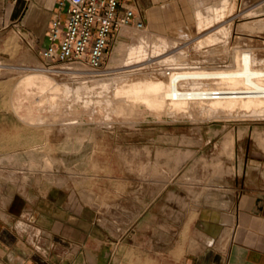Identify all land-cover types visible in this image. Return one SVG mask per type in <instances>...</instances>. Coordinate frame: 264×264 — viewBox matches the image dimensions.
<instances>
[{"label": "rangeland", "instance_id": "rangeland-1", "mask_svg": "<svg viewBox=\"0 0 264 264\" xmlns=\"http://www.w3.org/2000/svg\"><path fill=\"white\" fill-rule=\"evenodd\" d=\"M258 2L260 4L256 6ZM236 6L238 10L255 6L260 15L254 18L264 19L263 0H236ZM184 7L177 12L179 22L183 23L181 27L165 31L163 27L149 28L145 24L140 31L134 28L121 30L108 50L102 69L111 71L110 76H121L122 71L130 67H125L128 62L121 61L123 54L113 53L115 44H137L140 32L146 31L153 34L150 35L152 39L161 35L180 43L191 42L178 49L162 50L160 57L149 61L148 66L138 73L158 74L163 69L169 71L174 67L183 69L200 65L206 69L226 68L229 61L226 57L240 52L241 48L264 55V23L240 24L241 29L234 33V22L254 21V18L239 16L230 21L223 16L206 21L205 14L200 11L198 15H202L199 16L202 23L195 27L196 4L193 2ZM222 19L226 20L224 24H220L224 22ZM218 24L222 27L219 33L210 31ZM210 34L212 37L216 35L215 38ZM151 46L149 44V48ZM157 53L160 52L151 53V56L154 58ZM180 54L195 64H178L179 59L174 58ZM215 57L222 58L223 63L214 64L212 59ZM201 59L208 61L202 63ZM258 61L264 67V60ZM34 62L45 63L27 41L12 31L0 34V216H7L13 226L23 225L31 229L34 224L32 211L50 203L49 200L72 204L77 212L89 208L97 225L106 227L114 237L121 236L124 240L125 264H133L134 253L140 255L141 264H161L164 249L178 246L180 233L183 237L186 233H195L194 221L198 216L214 211L215 206L224 207L229 200L228 193L237 186L242 164L248 160H264V148L256 145L254 133L258 129L264 135V119L250 121L222 115L210 118L203 115L196 118L173 116L145 106L135 108V112L117 111L112 102L105 101L112 98L114 82L111 81H108L106 92L99 83L88 82L100 92L95 93L94 88L82 98L71 92L64 97L57 96V100H61L57 111L49 106L46 95H41L35 86L29 87L31 90L27 92L15 87L14 83L28 71L18 66H29ZM52 74L50 77L54 81L67 84L70 91L78 84L66 73ZM79 76L83 77V74ZM137 76L133 78L137 80ZM73 78L78 80V77ZM37 115L51 119L61 116L60 121L64 126L66 123L69 134L59 133V120L39 123ZM228 133L234 135V141L223 147ZM95 141L99 145H95ZM217 159L224 163L237 159L239 173L220 176L215 164ZM174 167L176 171L169 175ZM181 222L184 223L182 230ZM133 239L136 241L134 250L131 246ZM150 255L153 258L151 263L147 260Z\"/></svg>", "mask_w": 264, "mask_h": 264}, {"label": "crops", "instance_id": "crops-1", "mask_svg": "<svg viewBox=\"0 0 264 264\" xmlns=\"http://www.w3.org/2000/svg\"><path fill=\"white\" fill-rule=\"evenodd\" d=\"M57 2L0 0V34L15 32L39 52L47 44L49 21L59 13ZM193 2L197 0H122L120 7L132 5L147 27L168 31L182 26L177 12ZM216 2L227 7L223 18L230 21L239 13L260 15L255 6L238 10L236 0H200V7L206 13L204 5ZM195 21V27L202 23L197 7ZM228 194L224 207L197 217L195 233H180L178 246L164 249L161 264H264V160L242 164L237 186ZM49 202L32 211L31 229L0 216V264H125L124 240L97 225L89 208L77 212L72 204ZM133 264H141L137 253Z\"/></svg>", "mask_w": 264, "mask_h": 264}, {"label": "bare ground", "instance_id": "bare-ground-1", "mask_svg": "<svg viewBox=\"0 0 264 264\" xmlns=\"http://www.w3.org/2000/svg\"><path fill=\"white\" fill-rule=\"evenodd\" d=\"M217 2L215 4L214 3H207L205 5L203 4L204 7H206V9H207V12L205 13L202 10V7H200V0H197L196 7L198 10V13H200V11H201V13L203 15L205 14L204 18L206 19V21H211L212 19L215 20L216 18H221V17L225 16V13L227 12V7L225 5L222 6L220 3H217ZM199 16L202 17V15H200V14H199ZM239 16L242 18H245V17L248 18L246 13L245 14L239 13V14L234 16L235 18L233 16L231 18H234V20H237V18H239ZM225 21L221 22L220 24H224ZM252 22L253 23L257 22L256 24L261 25L262 23H264V19H262V18H256L255 19L254 18V21L253 20L252 21L251 20L250 21L249 20H243L240 22H234L235 26L233 27L234 28L233 32L237 33V30L241 29V26H240V28L238 27L240 24L246 25V24H250ZM217 26H219V27H217ZM221 29H222L221 25L218 24L216 26H213L210 29V31L213 30L217 34L221 31ZM144 31H146V30H144ZM146 32H140V35H139L140 38H139V42L137 44L131 43V44L125 45V43L123 44L122 42H117L115 44L113 53L121 54V55L123 54L122 55L123 59L120 58L121 57L120 55H119L120 57L119 56H117V57H119L121 59V61L128 62V64L125 63L126 64L125 67H127V66L130 67L128 69H124L125 71H122L123 74L121 76H116V75L110 76L111 71H108V69L96 72V71L89 70L88 68H85L79 64H69V65H66V66H68L66 68L63 67V69L53 71L51 69H47L46 67H44L42 63L34 62L32 65H29V66H27V65L26 66H23V65L18 66L19 69H24V70H28V71H26V73H24V74L21 71L22 72L21 75L23 74V76L21 77V79L19 81H17L15 79L17 81L14 83L15 87L16 88L18 87V89L19 88L23 89L24 90L23 92H27V90L30 89L29 87L32 86L34 88V86H35L37 88V91H39L40 93L42 92L41 95L42 94L46 95L44 97H46L48 99L49 106L51 108H56V107H61V100H57L59 96L64 97L71 92V93H73V95L75 97L82 98V97H84V94L90 93L91 89L93 92L95 85L98 83L100 84L102 89L106 92L105 89H107V87H108V84H109L108 81H111V82H114V84L112 86L113 89L110 86V88L112 89L111 90V97L112 98L111 99L107 98V100L105 99V101L107 103L112 102L114 104V106H113L114 110H117V111L125 110V111L135 112V108H140L142 106H145V107H147V109L149 108V109H152L155 111L158 110L162 113H166V114L173 115V116H183V117L189 116V117L196 118V117H200V115L201 116L203 115L206 118H210V116L214 117V116H221L222 115L223 117L232 116V118L236 117V119H237V117H238L239 119L241 118V120L245 119V120H250V121L251 120H257V119H260V120L264 119V67L260 66L258 64L259 63L258 60H264V55H257L254 52V50L251 51L250 49L241 48L240 52H237V53H235L229 57H226L227 58L226 60H229L227 62V65L225 66L226 68L206 69V68L200 67V66H202V65H200L197 67L189 66V67H185L183 69H176L174 67L173 69L168 71V74L166 73V71H163L164 69L157 72L158 74H155L153 72H146V71L138 73V70L141 71V69L148 66L146 64H149V61L155 60L158 57H160V54L163 52L162 50H164V49H166V50L167 49L168 50L169 49H178L184 45H187L186 43L191 42V41H187V42L181 41L182 43H180V41L169 39V38L161 36V35H157L156 38H154L156 40H154V39H152L153 34L151 33L150 35H152V36H150ZM205 33H207V32H205ZM209 36L211 38H215L216 35L215 36L213 35L214 37H212L210 34ZM218 36H220V35H218ZM202 38L206 39L208 37H202ZM211 38H208V39H211ZM149 44L152 45L151 48H149ZM178 44H180L179 47H178ZM151 51H153V52H151ZM156 52H160V53H157L153 58L151 56V53H156ZM113 57H116V56H113ZM113 57H112V59H113ZM174 59H179L178 64H180V63L186 64V62H188V63L191 62V64L192 63L195 64L194 62H192L193 60L187 59L184 54L183 55L180 54L179 57L174 58ZM135 60H138V61H135ZM212 60H214V64H219L220 62L223 63L222 58L217 59L215 57V59H212ZM131 61H134V63L132 62L133 63L132 64ZM200 61H202V63H204V62H207L208 60L207 59H201ZM195 62H197V61H195ZM196 64H198V63H196ZM203 67H206V66H203ZM83 68L85 69V71H83V73H82L79 70H81ZM0 70H1V67H0ZM49 72H52V73L58 72L61 74L66 73V74L70 75V78H71V80H73V82H76L78 84H77V86L74 87L73 90L70 91L67 88V84L58 83L57 80L54 81L53 78L50 77L53 74L51 73V75H49ZM112 72H114V70H112ZM80 73L83 74V77L79 76ZM151 73H153L154 75H152ZM136 74L139 76H137ZM55 75H57V73ZM133 76H137V80H136V78L134 79ZM73 77H78L77 78L78 80H75L76 78L74 79ZM88 82H91L92 84L95 83L94 88H92ZM2 85H3V83H2ZM96 88H95V93L100 92V91L96 92ZM18 89H16V90H18ZM32 92H33V90H32ZM18 93H20V90ZM21 94H22V90H21ZM92 94L93 93H91V95ZM101 95H103V94H101ZM39 97H41V96L39 95ZM85 97H87V96H85ZM62 101L64 102V100H62ZM87 104H88V102H87ZM40 105H42V104H40ZM19 107H20V105H19ZM111 107H112V105H111ZM56 110H57V108H56ZM127 113H125V114H127ZM44 116L39 117L37 115V117H39L38 118L39 123H47L52 118V117L47 118L46 116L45 117ZM37 117H35V118H37ZM60 117H59V119L55 118V119H51V120L53 122L56 120L60 121L61 120ZM32 119L33 118H31V120ZM230 119H231V117H230ZM35 120H37V119H35ZM33 121H34V119H33ZM33 121H31V122H33ZM31 124L32 123H30V125ZM58 126H59V128H58L59 133L64 132L65 135L69 134L68 126H66V123L64 126L63 123L60 121L58 123ZM43 127H45V126H43ZM39 128H41V127H39ZM45 128H47V127H45ZM42 129L44 131V128H42ZM46 130L48 131V129H46ZM49 130H50V128H49ZM51 130H52V128H51ZM40 131L43 132L42 130H40ZM55 131H56V133H58L57 130H55ZM197 131H198V134H200L199 128L197 129ZM38 133H40V132H38ZM254 133L256 134L255 135V140H256L255 142L257 143L256 145H259L262 148H264V135L258 129L254 130ZM61 134L59 136L62 137ZM0 136H1V134H0ZM41 136L43 137L44 135H41ZM233 137H234V135H233ZM233 137H232V135H229V133H228L225 140L223 141V147H227L229 145V143H231L232 140L234 139ZM102 139H103V137H102ZM95 140H96V138H95ZM92 142H93V140H92ZM95 145H99V144H96V141H95ZM172 151H174V150H172ZM147 152H148V150H147ZM167 153H169V152H167ZM228 154H229V152H228ZM165 155H167V154H165ZM90 157L93 158L92 156H90ZM174 157L177 159V156H174ZM178 160H179V158H178ZM94 161H95V159L93 160V162ZM133 161L131 160V162H133ZM217 161L218 162L215 164H216V168H218V172L220 173V176L225 175V174L228 175L227 173H229V175L239 173L240 164L237 163V159H235V162H230V163H224L222 160H219V159H217ZM229 164H233V167L231 165L229 166ZM92 165H93V163H92ZM94 166H95L94 167V170H95L96 165H94ZM176 166H179V165L176 164ZM91 169H93V168H91ZM176 169L177 168L174 167L173 171L170 170L169 175H173V173L176 171ZM203 176H205V175H203ZM198 178L199 177H197V179ZM202 179H203V177H202ZM218 186H220V185H218ZM210 188H212V187H210ZM216 188H218V187H216ZM222 190H223V188H222ZM206 216H208V215H206Z\"/></svg>", "mask_w": 264, "mask_h": 264}, {"label": "built area", "instance_id": "built-area-1", "mask_svg": "<svg viewBox=\"0 0 264 264\" xmlns=\"http://www.w3.org/2000/svg\"><path fill=\"white\" fill-rule=\"evenodd\" d=\"M122 0H58V14L48 23L47 44L40 49L44 67L57 71L79 64L102 71L108 50L125 28L143 29L132 5ZM83 73L85 69L79 70ZM168 74V71H166Z\"/></svg>", "mask_w": 264, "mask_h": 264}]
</instances>
